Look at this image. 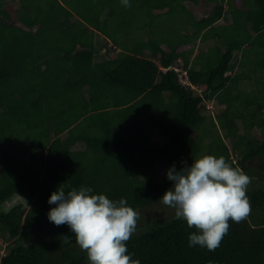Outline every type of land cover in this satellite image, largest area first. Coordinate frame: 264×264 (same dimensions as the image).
<instances>
[{
	"label": "trees",
	"instance_id": "obj_1",
	"mask_svg": "<svg viewBox=\"0 0 264 264\" xmlns=\"http://www.w3.org/2000/svg\"><path fill=\"white\" fill-rule=\"evenodd\" d=\"M200 1L0 0V208L29 203L0 210V264H89L68 226L49 222L52 192L89 187L140 212L171 187L158 173L205 155L258 183L248 216L214 251L189 247L196 229L181 219L147 221L128 252L140 264H264V165L249 166L264 154V87L239 88L254 80L245 64L264 84V0H205L215 8L196 20L185 3ZM164 16L190 40L171 42Z\"/></svg>",
	"mask_w": 264,
	"mask_h": 264
},
{
	"label": "clouds",
	"instance_id": "obj_2",
	"mask_svg": "<svg viewBox=\"0 0 264 264\" xmlns=\"http://www.w3.org/2000/svg\"><path fill=\"white\" fill-rule=\"evenodd\" d=\"M122 3L128 6L129 0ZM169 69L178 78L184 73L187 83H179L189 85L184 70ZM167 70L161 68L163 72ZM191 89L195 90L193 86ZM182 164L179 170L175 164L167 170L171 187L159 200L175 210L176 219L196 229L188 235L189 247L214 251L229 230V220L239 223L250 212L246 196L250 178L223 156L205 155L191 164ZM47 203L54 205L47 213L49 222L68 226L75 243L86 251L89 264H140L138 259H132L125 243L136 230L139 213L125 198L112 200L104 194H93L91 188L84 186L68 191L58 187Z\"/></svg>",
	"mask_w": 264,
	"mask_h": 264
},
{
	"label": "rangeland",
	"instance_id": "obj_3",
	"mask_svg": "<svg viewBox=\"0 0 264 264\" xmlns=\"http://www.w3.org/2000/svg\"><path fill=\"white\" fill-rule=\"evenodd\" d=\"M18 2H7L6 3V7L9 8L12 12L15 11L16 8H18ZM185 6L187 8V10L189 12H191L193 15H195L197 20H201L207 16H209L214 8H215V3H211V2H207L205 0H202L199 2L198 5H193L192 3H185ZM176 18V17H175ZM174 17H167L164 16L163 18L157 19L155 21V23H159V25H162L164 27V24H166V29L169 28L171 30L167 31V37L171 40V42H178V41H182V39L184 38V40L187 38L190 40V36H191V27L189 25H187L186 27L184 25H181L180 27H178L175 23H174ZM230 22V20L228 21V23ZM219 23H221V21L217 22L216 25H218ZM99 43L103 44L104 43V39L102 37H99ZM200 47H201V42L199 43ZM207 46V45H206ZM191 45L182 48L183 50H188L191 49ZM197 47H195L196 49ZM206 48V47H205ZM205 48L203 49V51H205ZM200 52H201V48H200ZM213 50H211L210 53H212ZM100 54V56L105 54V51H98V55ZM208 54V53H207ZM207 56V55H205ZM96 61H99V57L95 58ZM198 61L199 63H201V55H198ZM248 63V62H246ZM181 66V65H178ZM245 69L248 73H251V77L254 80H249V81H243L239 84V88L242 91L245 92H249L250 90H255L258 87V90L260 91V93L263 94V92L260 90L264 87V84H259L262 83V81H259L261 79L260 74H256L254 75V71H255V65L252 64H245ZM246 72V73H247ZM247 73V74H248ZM259 84V85H258ZM208 110L209 113L207 114V116L214 118L216 115V110L219 108H216V106H213L211 104L208 105ZM18 126H12V128H17ZM155 138H156V142H165V140H163L162 138H160L159 134L156 133L155 131ZM257 137L259 136V133H256ZM262 165H264V154L262 157L254 160L253 162H251L249 164L250 167H253L254 169H258L260 168ZM166 172L167 171H163L157 174V179L158 182H160L159 184H167L168 182H170L167 177H166ZM250 184L252 185H256L257 186V182L255 181V179H250ZM165 192L162 193V195ZM162 195L160 197H158L156 200H154L149 206L145 207L144 210L138 212L139 213V219L137 221V225H136V230L135 232L138 233L139 231V227L142 226L143 223L149 221H167L169 219H171L172 217H175V210L173 208H170L164 204L161 203V201L159 200ZM22 206L24 209H28L29 207V203L24 201L23 199H21L19 196H14L12 197L9 201H7L6 203H4L0 210L3 212H7L9 211L11 208L15 207V206ZM159 221V222H160ZM135 233V234H136Z\"/></svg>",
	"mask_w": 264,
	"mask_h": 264
},
{
	"label": "built area",
	"instance_id": "obj_4",
	"mask_svg": "<svg viewBox=\"0 0 264 264\" xmlns=\"http://www.w3.org/2000/svg\"><path fill=\"white\" fill-rule=\"evenodd\" d=\"M179 72V74H180V71H178ZM184 75V73L183 74H180L179 75V81H180V83H182V84H186L187 82H186V80L182 77Z\"/></svg>",
	"mask_w": 264,
	"mask_h": 264
},
{
	"label": "crops",
	"instance_id": "obj_5",
	"mask_svg": "<svg viewBox=\"0 0 264 264\" xmlns=\"http://www.w3.org/2000/svg\"><path fill=\"white\" fill-rule=\"evenodd\" d=\"M194 17H195V15H194ZM195 19H196V17H195ZM196 20H197V19H196ZM221 22H222V21H221ZM196 43H197V45H199L200 41H197ZM204 48H205V47H204ZM204 48H202V51H203ZM102 50H103V49H101L100 51H102ZM103 51H105V50H103ZM178 62H179L180 64H182V62H181L180 60H179ZM160 69H161V68H160Z\"/></svg>",
	"mask_w": 264,
	"mask_h": 264
}]
</instances>
